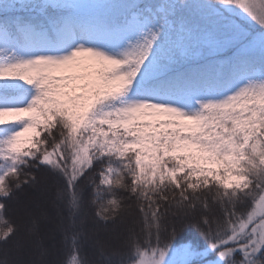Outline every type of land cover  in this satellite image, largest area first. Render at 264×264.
Returning a JSON list of instances; mask_svg holds the SVG:
<instances>
[{
    "label": "snow or ice",
    "instance_id": "obj_1",
    "mask_svg": "<svg viewBox=\"0 0 264 264\" xmlns=\"http://www.w3.org/2000/svg\"><path fill=\"white\" fill-rule=\"evenodd\" d=\"M33 164L58 264H94L89 208L141 215L100 264H264V0H0V243L23 229L49 264L39 214L9 216ZM192 221L202 240H177Z\"/></svg>",
    "mask_w": 264,
    "mask_h": 264
},
{
    "label": "trees",
    "instance_id": "obj_2",
    "mask_svg": "<svg viewBox=\"0 0 264 264\" xmlns=\"http://www.w3.org/2000/svg\"><path fill=\"white\" fill-rule=\"evenodd\" d=\"M58 137V133H55ZM25 172H29L31 171L32 175L35 176V181H30L27 183H24L21 185V187L15 191V194L13 195V197L11 198V200L8 201L9 205H10V211H9V216H11V218L13 220L16 221L17 224H20V222L18 221V208L17 207V200H25V198L27 199L28 197H32L34 195V191L33 188L35 187L36 184L42 182V181H46L48 183H50L52 185V191L53 194L55 196L56 193V188L53 185V180L51 178V175L48 171V168L46 165H38V164H33L31 169H24ZM96 171H99V168L97 167ZM93 175H95V172L93 173ZM21 179L24 180L26 179L25 176H21ZM98 179H97V183H98ZM122 196H124L126 203H131L133 205L136 204V200L135 197H132L129 193L127 192H122L121 193ZM89 199H91V189L89 190ZM23 203V202H22ZM94 208H89L88 209V216H89V221L88 224L86 226L85 229V237H84V241H83V248H82V252L83 254L87 257L88 260L93 261L94 264H100V260L101 257H99V255L97 254L96 249L93 247V243L91 241V238H93V236L91 235V233H89V229L95 224L100 228H104L107 230H110L111 228H114L115 230H124V227H131L133 225H138L141 215L137 212L134 213V219L127 222L126 225H113L111 223L109 224H105L102 221H99L95 218L94 216ZM214 213L219 214V208L216 207L213 209ZM203 212V207L201 204H198L197 206V211L196 213H194V215H198L200 213ZM169 219H171V217H169ZM56 224H58V221H55ZM42 231H47L49 225L48 224H42ZM60 236L59 237V246H58V250L57 252H55V254L51 257V259L48 261L49 264H58V262L60 260H63L65 258V252H64V247H63V242L61 240L62 238V234L59 232ZM104 235H101L98 237V239L101 240H105ZM90 238V239H89ZM192 239H197V240H202V236L200 234V231L198 230V226L196 224L195 221H192L185 229H183L180 233H178L177 235V240H180L182 243L183 242H187L188 240H192ZM20 241H28V234L25 230H21L17 233L16 236L12 237L9 244L8 245H4L2 243H0V260H3L5 257H7V259L9 261H19L17 258H15V251H13L12 249V245L13 243H17ZM120 244V240H115L113 241L112 245L114 247H118ZM20 264H25L23 261H19Z\"/></svg>",
    "mask_w": 264,
    "mask_h": 264
},
{
    "label": "rangeland",
    "instance_id": "obj_3",
    "mask_svg": "<svg viewBox=\"0 0 264 264\" xmlns=\"http://www.w3.org/2000/svg\"><path fill=\"white\" fill-rule=\"evenodd\" d=\"M52 185H50V183L46 182V181H42L38 184L35 185V187L33 188L34 191V195H39L40 198H34L33 200H17V207H19L18 211H19V222L20 224H26L28 222V217L24 214L23 209L27 206L30 207L31 205L34 208H40L41 210L39 211V226H40V236H41V242L42 245L45 249H47V255L44 257L45 260L49 261L51 259V257L55 254V252H57L58 250V246H59V231L57 230V224L55 223V221L59 222V218L56 214V209L55 207H53V202L52 200L48 197L50 195L51 191V187ZM23 202V203H22ZM38 203H41L40 205ZM25 204V205H24ZM44 204L51 206L52 209H44V207H42ZM25 206V207H24ZM21 207H23V209H21ZM31 208V207H30ZM42 211L46 212L47 215H43L41 214ZM48 224L49 227L47 229V231H42V224ZM121 233L123 232V229L118 230ZM89 233H91V235L93 236V238H91V241L93 243V247L96 249L97 254L99 255L98 252V248H97V242L101 241V242H108V243H113V241L118 240L117 237V230H115L114 228H111L110 230L104 229V228H100L97 225H93L90 229H89ZM28 234V233H27ZM104 235L105 240H101L98 239L99 236ZM103 237V238H104ZM90 239V238H89ZM62 242H63V236L61 238ZM16 244L17 247H13L12 245V249L13 251H15V258H17L19 261H23L25 264H39V260H40V256L39 253L37 252V250L35 249V247L33 246V244L31 243V238L28 235V241H20L17 243H13ZM100 257V255H99Z\"/></svg>",
    "mask_w": 264,
    "mask_h": 264
},
{
    "label": "bare ground",
    "instance_id": "obj_4",
    "mask_svg": "<svg viewBox=\"0 0 264 264\" xmlns=\"http://www.w3.org/2000/svg\"><path fill=\"white\" fill-rule=\"evenodd\" d=\"M51 185V184H50ZM51 188V191H52V186L50 187ZM35 194V193H34ZM51 200H52V202H54V199H55V196H54V194H53V191L50 193V195L48 196ZM34 198H37V199H39L40 198V196L39 195H35V196H32V197H28L26 200H33ZM39 205L41 204V203H38ZM25 205V204H24ZM25 207V206H24ZM31 207V209H33L37 214L39 213V211L38 210H41L40 208L38 209V208H34L32 205L30 206ZM42 207H44V209H52L51 208V206H49V205H46V204H44ZM53 207H54V204H53ZM21 209H23V207H21ZM38 209V210H37ZM18 215H19V211H18V213H17ZM18 221H19V218H18ZM119 240V239H118Z\"/></svg>",
    "mask_w": 264,
    "mask_h": 264
}]
</instances>
